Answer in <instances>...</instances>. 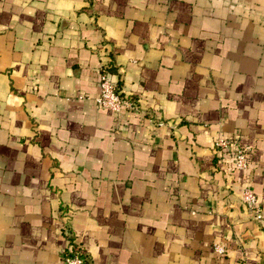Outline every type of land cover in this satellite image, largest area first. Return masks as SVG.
<instances>
[{"label": "crops", "instance_id": "crops-1", "mask_svg": "<svg viewBox=\"0 0 264 264\" xmlns=\"http://www.w3.org/2000/svg\"><path fill=\"white\" fill-rule=\"evenodd\" d=\"M245 186L264 210V0H0V264H63L64 228L87 264H264Z\"/></svg>", "mask_w": 264, "mask_h": 264}, {"label": "built area", "instance_id": "built-area-1", "mask_svg": "<svg viewBox=\"0 0 264 264\" xmlns=\"http://www.w3.org/2000/svg\"><path fill=\"white\" fill-rule=\"evenodd\" d=\"M94 102L110 112L118 115L123 107L136 110L134 103L119 94L116 83L111 80L108 69L102 68L98 74V93ZM214 152L228 151L231 154L232 166L235 170L245 171L248 168V145L240 144L235 138L216 137L213 142ZM241 204L248 210L250 218L258 224L264 225V210L256 202L252 190L245 186L241 191ZM65 246L59 250V256L63 264H87V257L82 246L75 240L67 228H64ZM215 254L221 255L224 248L218 244H212Z\"/></svg>", "mask_w": 264, "mask_h": 264}]
</instances>
